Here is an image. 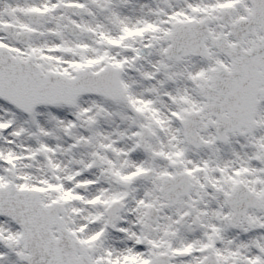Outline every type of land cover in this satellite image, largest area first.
Listing matches in <instances>:
<instances>
[{"label":"snow or ice","instance_id":"1","mask_svg":"<svg viewBox=\"0 0 264 264\" xmlns=\"http://www.w3.org/2000/svg\"><path fill=\"white\" fill-rule=\"evenodd\" d=\"M0 264H264V0H0Z\"/></svg>","mask_w":264,"mask_h":264}]
</instances>
